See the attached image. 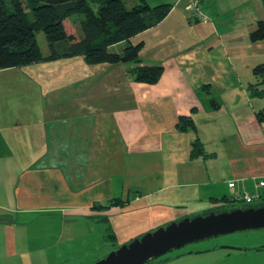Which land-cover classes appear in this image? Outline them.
Instances as JSON below:
<instances>
[{"label":"crops","instance_id":"crops-1","mask_svg":"<svg viewBox=\"0 0 264 264\" xmlns=\"http://www.w3.org/2000/svg\"><path fill=\"white\" fill-rule=\"evenodd\" d=\"M192 1L146 0L171 8L129 39L138 63L22 66L30 92L0 102V264H68L227 195L264 200V77L252 74L264 39L250 40L261 0H203L206 22ZM154 65L157 81L135 80V66Z\"/></svg>","mask_w":264,"mask_h":264},{"label":"trees","instance_id":"trees-1","mask_svg":"<svg viewBox=\"0 0 264 264\" xmlns=\"http://www.w3.org/2000/svg\"><path fill=\"white\" fill-rule=\"evenodd\" d=\"M264 9V0H261ZM171 4L150 6L146 0L127 8L123 0H0V69L81 56L87 64L135 61L138 63L139 44L129 39L160 22ZM32 13V19L27 14ZM82 15L78 28L72 16ZM78 29V30H77ZM43 32L48 52L44 54L36 33ZM264 39V20L257 22L250 40ZM126 41L120 53L110 52L109 46ZM163 66H135L136 81L153 83ZM252 74L264 77V62L252 68ZM250 96L261 95L248 86ZM264 120V110L256 113ZM187 126V127H186ZM192 127L189 119L183 128ZM202 144L192 143V156L201 152ZM116 201L114 203L119 204ZM122 203V202H121Z\"/></svg>","mask_w":264,"mask_h":264},{"label":"rangeland","instance_id":"rangeland-1","mask_svg":"<svg viewBox=\"0 0 264 264\" xmlns=\"http://www.w3.org/2000/svg\"><path fill=\"white\" fill-rule=\"evenodd\" d=\"M131 1L132 0H124L127 8H130L138 2V0H133L134 3L132 4ZM198 1L199 7L205 4L203 0ZM27 17L31 20L32 13H28ZM81 18L82 15L79 14L72 16L77 28L78 22ZM36 39L41 50L47 53L48 48L43 32H37ZM30 78L28 72L23 70L20 66L0 69V102L5 103L10 94L14 96L17 94L21 95L29 93L30 86H28V80ZM227 197L228 202L224 207L215 208L213 210L218 212L220 210H231L238 207L264 204V200H259L248 205L243 201H231L232 196L230 195H227ZM103 244L104 245L100 250L97 248L96 252L88 253L86 258L68 264H91L102 259L110 251L117 249L121 245L110 241ZM232 245L241 247L243 250H229V247ZM256 246L264 247V229L239 231L205 238L203 240L186 244L179 249H173L162 255L160 258L157 257L156 259H151L144 264H264V248L257 250L255 249ZM52 261V264H59L57 262L58 259H53ZM60 264L67 263L65 261Z\"/></svg>","mask_w":264,"mask_h":264},{"label":"water","instance_id":"water-1","mask_svg":"<svg viewBox=\"0 0 264 264\" xmlns=\"http://www.w3.org/2000/svg\"><path fill=\"white\" fill-rule=\"evenodd\" d=\"M256 229H264V205L208 211L147 231L91 264H144L195 241Z\"/></svg>","mask_w":264,"mask_h":264},{"label":"built area","instance_id":"built-area-1","mask_svg":"<svg viewBox=\"0 0 264 264\" xmlns=\"http://www.w3.org/2000/svg\"><path fill=\"white\" fill-rule=\"evenodd\" d=\"M190 8L192 10V14L206 22L207 21V17L204 16L201 12H200V7L198 5V0H194L192 1V3L190 4ZM263 183L260 182L258 183V186H262ZM234 186V182L231 181V182H228V187H233ZM260 197V195L258 193H254V194H249V193H246V192H242V193H236L234 194L232 197H231V201H234V200H238V201H243L245 202L246 204L250 205L252 204L255 200H257L258 198Z\"/></svg>","mask_w":264,"mask_h":264},{"label":"flooded vegetation","instance_id":"flooded-vegetation-1","mask_svg":"<svg viewBox=\"0 0 264 264\" xmlns=\"http://www.w3.org/2000/svg\"><path fill=\"white\" fill-rule=\"evenodd\" d=\"M260 205H264V204H260ZM256 206H258V205H256ZM182 247H183V246H182ZM261 248H264V247H260V246H258V247L256 246V247H255V249H257V250H261ZM177 249H179V248H177ZM229 250H237V251H239V250H243V249H242L241 247H238V246H235V245L233 246V245H232V246L229 247ZM171 251H172V250H171ZM169 252H170V251H169ZM167 253H168V252H167ZM160 257H161V256H160ZM160 257H158V258H160ZM155 259H156V258H155Z\"/></svg>","mask_w":264,"mask_h":264}]
</instances>
